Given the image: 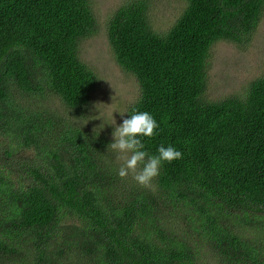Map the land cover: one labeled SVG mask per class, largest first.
Listing matches in <instances>:
<instances>
[{
    "label": "trees",
    "instance_id": "trees-1",
    "mask_svg": "<svg viewBox=\"0 0 264 264\" xmlns=\"http://www.w3.org/2000/svg\"><path fill=\"white\" fill-rule=\"evenodd\" d=\"M184 1L166 32L153 0L107 21L140 88L125 119L155 118L140 137L150 155L182 152L149 188L119 177L91 116L99 82L80 43L98 30L92 0H0V264H264V74L207 97L213 47L246 50L264 0Z\"/></svg>",
    "mask_w": 264,
    "mask_h": 264
},
{
    "label": "rangeland",
    "instance_id": "rangeland-1",
    "mask_svg": "<svg viewBox=\"0 0 264 264\" xmlns=\"http://www.w3.org/2000/svg\"><path fill=\"white\" fill-rule=\"evenodd\" d=\"M128 0H92L97 19V32L80 43V58L94 72L98 79L91 105V116L98 126L112 140L116 126L122 124L128 107L140 95L135 78L124 72L116 63L111 51L107 21L112 14ZM187 3L184 0H153L151 19L158 32L169 30L181 16ZM211 69L209 72L208 99L220 100L235 92H240L252 80L264 74V17L261 25L246 50L227 42H220L211 51ZM54 110H57L53 106ZM59 111V110H57ZM121 113H124L122 116ZM113 118L115 125L113 124ZM118 156L121 154L116 152ZM119 161L123 162L121 159ZM209 261L215 263L211 258Z\"/></svg>",
    "mask_w": 264,
    "mask_h": 264
},
{
    "label": "clouds",
    "instance_id": "clouds-1",
    "mask_svg": "<svg viewBox=\"0 0 264 264\" xmlns=\"http://www.w3.org/2000/svg\"><path fill=\"white\" fill-rule=\"evenodd\" d=\"M115 123L113 118L112 125ZM158 127L157 121L149 112L134 111L130 118L123 119L122 124L114 128V142L110 143L108 148L121 154L119 159L123 163L118 170L121 179L132 174L139 185L151 188L152 181L159 175L162 163H171L182 158V152L172 145H161L156 155H150L144 150L145 144L140 137L152 138Z\"/></svg>",
    "mask_w": 264,
    "mask_h": 264
}]
</instances>
